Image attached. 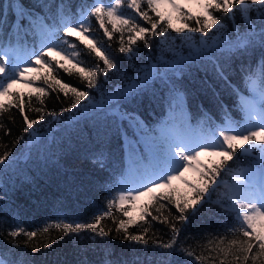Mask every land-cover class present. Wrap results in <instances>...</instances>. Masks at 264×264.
<instances>
[{"label":"snow or ice","instance_id":"obj_1","mask_svg":"<svg viewBox=\"0 0 264 264\" xmlns=\"http://www.w3.org/2000/svg\"><path fill=\"white\" fill-rule=\"evenodd\" d=\"M197 3L203 8L202 19L177 0L0 3V133L12 135L3 117L16 109L22 116L20 135L27 137L22 144L19 138L13 140L11 146L0 137L5 149L0 152V201L11 198L12 177L19 181L24 172L22 158L26 165L33 151L39 155L49 141L56 143L53 124L91 162L88 183L109 193L108 210L95 214L93 222L65 217L37 233L13 219L0 245V264H47L43 257L61 237L71 238L77 259L55 264H264V0ZM174 14L182 27H175ZM93 18L108 40L121 34L116 51L124 55L127 68L97 41ZM193 19L195 26H190L187 21ZM169 29L180 36L179 44L169 37ZM149 37L159 38L155 53ZM69 38L87 47V56L94 54V67L80 59L83 49ZM138 42L146 49L139 64L141 54L132 47ZM53 56L60 59L53 61ZM59 69L75 70L86 87L62 81ZM40 80L43 86H35ZM18 83L32 88L28 101L24 93L11 91ZM57 89L68 103L57 95L61 109L49 112L43 97ZM33 95L40 107H32ZM26 103L39 114L36 118L26 114ZM8 119L15 124L14 117ZM18 145L21 150L13 152ZM202 156L218 159L204 165ZM190 169L197 174L195 183L183 180ZM177 180L189 191L173 189ZM24 182L31 181L24 177ZM162 189L169 191H158ZM145 196L149 202L140 205L139 217L133 218ZM113 209L122 217L113 215L114 228H109L103 221ZM204 211L210 214L209 227L217 230L200 234L197 241H182L178 225H189ZM153 221L166 226L168 233L153 231ZM4 224L0 218V226ZM130 226L137 231L130 232ZM106 237L141 247L117 255Z\"/></svg>","mask_w":264,"mask_h":264},{"label":"trees","instance_id":"obj_2","mask_svg":"<svg viewBox=\"0 0 264 264\" xmlns=\"http://www.w3.org/2000/svg\"><path fill=\"white\" fill-rule=\"evenodd\" d=\"M4 0H0V3H3ZM25 4H30L32 0H23ZM146 7V5H142ZM131 11V10H129ZM194 17L200 16L202 19V14L200 11L191 10L188 11ZM133 13V12H132ZM217 17L224 18L222 12L214 13ZM135 15V13H133ZM149 15L154 17V14L149 12ZM155 18V17H154ZM137 21L142 26L145 25L143 21H140L137 17ZM94 25L93 33L97 41L107 49L109 55L114 57L120 64L121 67L127 68V61L123 54L116 51L120 43V33H114L112 40H108L107 37L103 35V30L99 29V25L95 22L94 18L92 21ZM175 27H182V24L176 19L173 20ZM190 26H195V19L187 21ZM237 23H240L239 15H237ZM111 28V26H108ZM187 32V29H185ZM169 37L175 38L176 43L179 44L180 36L173 32L171 29L168 30ZM197 39L199 38V33L193 34ZM128 33H124V39L127 41ZM78 44V48L83 49V53L80 59L86 63L87 66L94 67L96 65V60L94 59V54L92 56H87L88 49L84 45H80L78 40L75 38H69ZM154 44V53L155 45L159 43V38H151ZM169 43H172L169 40ZM111 45L108 48V45ZM134 50L139 51L140 58L136 60V63H141L145 54L146 49L143 44L138 42L136 45L132 46ZM71 52V49H70ZM56 61V59H52ZM61 62V61H60ZM62 63V62H61ZM65 67H71V65L65 64ZM55 74V73H54ZM111 75V73H110ZM58 78H61L64 82H70L72 86H78L81 89L86 87V82H83L79 77V74L73 70L71 73H65L63 69L58 70ZM35 86H43V81H37ZM46 87V86H45ZM111 85H109V88ZM90 92L94 93L93 89H88ZM14 93H24L25 101H28V94L32 92V88L29 90H20V89H11ZM48 95L43 97L45 104L49 112L57 111L61 109L60 101H57L55 97L60 96V99L64 101L65 104L68 103L66 98L63 96V93L59 92L57 89L56 92H51L47 90ZM71 96V93H69ZM99 99V96L96 97ZM30 103L33 108L40 107L37 98L35 95L31 97ZM25 112L29 115L30 118H36L39 114L35 111H29L27 103L25 104ZM9 115L14 117L15 124H9ZM70 115L65 113V116ZM47 120H51L50 116H45ZM4 122L12 127L13 132L11 136L3 137V134L0 133V137L3 139V144L11 146L13 140L19 138L21 144L23 140L27 137H21L19 129L22 126V116L16 109H11L9 114H5L3 117ZM36 127H40L37 125ZM53 129L57 133L56 143L52 144L49 141V144L43 146L39 155L33 151L31 162H27L22 158L21 165L24 167V172L20 176L19 181L17 176L12 177L13 185L10 186L9 196L10 199L0 201V218L5 220V224L0 226V245L4 243V238L6 235V230L8 226L12 223L14 219L16 223H19L26 231H35L40 233L44 230L45 227H50L56 223L58 219H63L65 217L79 220L80 222H93L95 214L107 211V198L109 193L104 189L99 188L98 186L88 183V180L91 179L89 173L92 171L91 162L84 158L82 151L80 150L78 144L74 141L67 140V135L59 131L55 124H53ZM28 146H25L27 148ZM5 149L3 146H0V152H3ZM21 150L20 145H18L13 152H19ZM116 155L121 154L120 149H116ZM218 159V158H217ZM231 163V162H230ZM235 163L239 164L240 161ZM210 163H205L208 165ZM115 166L120 167L119 161L116 162ZM24 177H28L31 182H24ZM198 177H190L187 181L195 183ZM173 189L178 190L180 193H186L189 191L187 187L177 188L173 186ZM160 192H167L169 189L158 190ZM115 195V193H112ZM150 200V197L140 203V205L147 204ZM165 208L161 209L164 215H167L168 206L166 202ZM173 212L175 209H171ZM153 214L157 215L153 209ZM192 217L191 212L187 213ZM115 215L116 218L122 217V213L115 211L109 213V218H106L103 223L109 227L114 228L111 217ZM140 215V212H139ZM139 215L135 218H138ZM210 214L207 211L199 213L196 217L191 218V223L189 225L180 224L178 227H181L183 231L180 234V239L183 241L186 238L190 241H197L200 239V234L206 231H216L209 227L210 223ZM125 219H127L125 217ZM150 219V218H149ZM143 223V222H140ZM152 230L157 232L159 235H164L168 233L166 226L160 224L157 221L152 222ZM52 234L55 235V228H51ZM129 231L135 233L137 228L130 226ZM222 231V230H220ZM81 236H91V232H81ZM18 239H23V236ZM38 239V238H37ZM108 240V243L113 246L115 253L120 255L122 252H126L131 249L135 251L141 246L136 244V242H121L120 240H114L111 238H105ZM70 237H61L57 239L56 243L51 245L47 250L48 254L43 257V260L47 264H55L56 261H68L74 262L77 257L73 254V246L70 242ZM35 242V241H34ZM150 249L154 246H149ZM44 250L41 249V252ZM40 254L37 253V259H40ZM184 257H181L183 259ZM218 264V262H217Z\"/></svg>","mask_w":264,"mask_h":264},{"label":"rangeland","instance_id":"obj_3","mask_svg":"<svg viewBox=\"0 0 264 264\" xmlns=\"http://www.w3.org/2000/svg\"><path fill=\"white\" fill-rule=\"evenodd\" d=\"M177 3H179L182 6V8L187 12L191 11V10H197V11H200L201 13L203 12L202 5L198 4L197 0H177ZM122 10H124L126 12V14H132L133 15V13L129 10H126V9H122ZM164 10L165 11H171L170 9H164ZM174 19H175V14H174ZM68 51L70 52V49H68ZM52 59L59 60L60 58L57 56H53ZM61 62L64 63V61H61ZM67 65H70V64H67ZM15 88L16 89L18 88L20 90H29L30 89V87H28L24 83H18L16 85H14L12 89H15ZM216 159H217V157H210V156H202L200 158L201 162L204 165H205V163H211L212 161H214ZM195 175H197L196 172L190 169L184 173L183 180H188V179H190V177H194ZM183 180L174 181L173 186H176L177 188H180V189L186 187L185 184L183 183ZM148 198H149L148 196L142 197L141 200L137 202V205L132 212L133 218H135L139 215L140 203L147 200ZM125 207H127V205H125Z\"/></svg>","mask_w":264,"mask_h":264}]
</instances>
